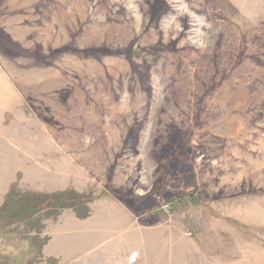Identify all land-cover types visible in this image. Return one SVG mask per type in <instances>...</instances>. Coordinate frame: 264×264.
<instances>
[{
  "label": "rangeland",
  "instance_id": "obj_1",
  "mask_svg": "<svg viewBox=\"0 0 264 264\" xmlns=\"http://www.w3.org/2000/svg\"><path fill=\"white\" fill-rule=\"evenodd\" d=\"M0 264H264V0H0Z\"/></svg>",
  "mask_w": 264,
  "mask_h": 264
},
{
  "label": "trees",
  "instance_id": "obj_2",
  "mask_svg": "<svg viewBox=\"0 0 264 264\" xmlns=\"http://www.w3.org/2000/svg\"><path fill=\"white\" fill-rule=\"evenodd\" d=\"M88 198L83 194H77L71 191L59 192L54 194L21 193L10 189L8 197L0 207V213L7 208L16 205L15 202L23 203L16 205L17 210L10 215L11 223L27 222L35 220V217L43 210H59L64 208H73L80 217H86L89 213L86 207Z\"/></svg>",
  "mask_w": 264,
  "mask_h": 264
}]
</instances>
